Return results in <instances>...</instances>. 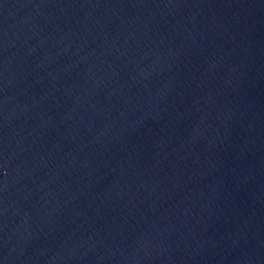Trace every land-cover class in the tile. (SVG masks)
Here are the masks:
<instances>
[{
	"label": "water",
	"instance_id": "1",
	"mask_svg": "<svg viewBox=\"0 0 264 264\" xmlns=\"http://www.w3.org/2000/svg\"><path fill=\"white\" fill-rule=\"evenodd\" d=\"M0 264H264V0H0Z\"/></svg>",
	"mask_w": 264,
	"mask_h": 264
}]
</instances>
